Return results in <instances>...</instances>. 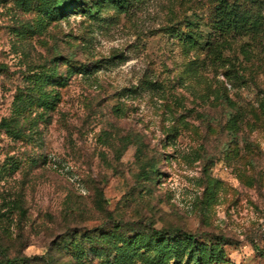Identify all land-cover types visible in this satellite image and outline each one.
<instances>
[{
  "label": "rangeland",
  "instance_id": "rangeland-1",
  "mask_svg": "<svg viewBox=\"0 0 264 264\" xmlns=\"http://www.w3.org/2000/svg\"><path fill=\"white\" fill-rule=\"evenodd\" d=\"M64 2L0 0V264H264V35Z\"/></svg>",
  "mask_w": 264,
  "mask_h": 264
},
{
  "label": "trees",
  "instance_id": "trees-1",
  "mask_svg": "<svg viewBox=\"0 0 264 264\" xmlns=\"http://www.w3.org/2000/svg\"><path fill=\"white\" fill-rule=\"evenodd\" d=\"M251 3L257 5L258 0H250ZM77 0H65L64 6L60 8H66L71 10ZM215 28L220 30L222 35H229L232 33H239L244 35H249L250 37L256 38L258 36L264 35V24L262 15L258 12L250 13L249 11L241 10V5L236 1L231 0H217L215 7ZM185 44L189 45L187 39H185ZM192 48V47H191ZM84 72H89V67H83ZM2 126L6 129L11 127L8 120L4 119L2 121ZM127 140L132 142L133 138L131 136L127 137ZM184 238L187 240H194V235L188 232L184 233ZM4 257L7 259L8 263L11 262V259L8 258V255L5 253Z\"/></svg>",
  "mask_w": 264,
  "mask_h": 264
}]
</instances>
